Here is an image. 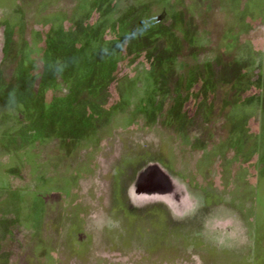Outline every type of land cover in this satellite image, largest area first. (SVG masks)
<instances>
[{
  "label": "rangeland",
  "instance_id": "1",
  "mask_svg": "<svg viewBox=\"0 0 264 264\" xmlns=\"http://www.w3.org/2000/svg\"><path fill=\"white\" fill-rule=\"evenodd\" d=\"M137 152L200 188L186 232L121 239ZM257 194L264 248V0H0V264H218Z\"/></svg>",
  "mask_w": 264,
  "mask_h": 264
},
{
  "label": "flooded vegetation",
  "instance_id": "2",
  "mask_svg": "<svg viewBox=\"0 0 264 264\" xmlns=\"http://www.w3.org/2000/svg\"><path fill=\"white\" fill-rule=\"evenodd\" d=\"M145 154L146 153L137 152V157L133 155L135 158H133L132 156H125V158L122 159V161L112 170V211L116 212L124 222L123 227L125 229H123L122 231L121 229L119 230V232L121 233L120 237H122V240H126L128 238L133 239L137 237H143L145 239L150 240L151 236H149V233H157V236L151 239L162 237L161 233H164L163 236L165 237V233L170 232L173 225L176 226V229L178 231H181L182 233L183 231L186 232V227L185 229H183L186 224L183 217L186 214H183L180 211L177 212L176 210L173 211L174 209H172V205L169 204V202H163L161 200H159L158 202L146 201L145 198L140 195L137 197L132 195V187L136 186V184L138 185L141 175L145 173V170H147L148 167L157 165L165 172L173 174L181 181L187 183L188 186L190 188H193L195 191L200 190V188H198L194 183H192L185 176H183L182 172H177L176 170H173L172 167L166 163V161L162 159L156 160L153 155V157L150 158V154L146 156ZM209 190L212 191L210 187L206 188L205 193H209ZM205 195L206 197L208 196L207 194ZM212 198H217L218 200L214 203L219 202L221 200V198H219V196L217 195L213 196ZM196 199V197H190V202L192 203V205H197ZM258 202L262 203V199H258L257 194L256 200L252 202V207H254L253 210L255 214L253 218V223L251 225V230L254 232V244L252 250L250 248V251L248 250L249 253H247L248 251L245 247H232V242L230 243L231 248L230 244L227 248L224 247L225 244L213 240L211 243V247L214 250L215 255L217 256L218 264H222V262H220L221 260L219 259H221L220 254L224 253L223 248H227V255L229 259L233 260L232 263L228 262V264H264V248L262 247L258 237V235H260V225H258L257 223V207H259ZM109 228L112 229L111 226H109ZM130 233L132 234L130 235ZM148 236L149 238H147ZM149 242L150 241H148V244ZM155 244L156 243L153 242L152 244H150V246H155ZM245 254L247 255V257L249 255L247 261L246 257L243 256Z\"/></svg>",
  "mask_w": 264,
  "mask_h": 264
},
{
  "label": "water",
  "instance_id": "3",
  "mask_svg": "<svg viewBox=\"0 0 264 264\" xmlns=\"http://www.w3.org/2000/svg\"><path fill=\"white\" fill-rule=\"evenodd\" d=\"M140 182L143 194L160 197L159 199L163 202L170 201L172 204L170 202L169 204L183 214L192 215L195 212V205L190 202L193 193L190 187L175 175L165 172L157 165L148 167L145 173L142 174ZM200 197L202 196L200 195ZM213 215L212 209H209L206 218L210 219ZM209 225L213 226L211 222Z\"/></svg>",
  "mask_w": 264,
  "mask_h": 264
},
{
  "label": "trees",
  "instance_id": "4",
  "mask_svg": "<svg viewBox=\"0 0 264 264\" xmlns=\"http://www.w3.org/2000/svg\"><path fill=\"white\" fill-rule=\"evenodd\" d=\"M55 70H56V68H55ZM57 70H58V71H62L63 68H60V67L58 66ZM101 78H102V79H101ZM101 78H100V80H98L99 83H100V85H101V87H102V88H107L108 85H109V83H110L111 78H109V76H108V77L103 76V77H101ZM93 83H94V82H93ZM94 84H95V83H94ZM95 85H97V84H95Z\"/></svg>",
  "mask_w": 264,
  "mask_h": 264
}]
</instances>
